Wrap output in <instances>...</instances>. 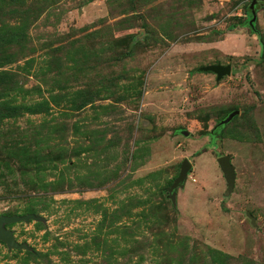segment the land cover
I'll list each match as a JSON object with an SVG mask.
<instances>
[{
	"label": "rangeland",
	"instance_id": "374dc122",
	"mask_svg": "<svg viewBox=\"0 0 264 264\" xmlns=\"http://www.w3.org/2000/svg\"><path fill=\"white\" fill-rule=\"evenodd\" d=\"M250 3L0 0V106L46 105L0 120V216L40 217L5 226L25 248L0 242V264H264V0ZM215 64L230 75L198 71Z\"/></svg>",
	"mask_w": 264,
	"mask_h": 264
},
{
	"label": "water",
	"instance_id": "95a60500",
	"mask_svg": "<svg viewBox=\"0 0 264 264\" xmlns=\"http://www.w3.org/2000/svg\"><path fill=\"white\" fill-rule=\"evenodd\" d=\"M255 0H251L249 8L253 7V3ZM200 72L204 73H212L215 76V81L220 80L223 77L230 75V66L229 65H205L198 69ZM237 111L233 110L229 112L224 118L220 119L215 128H219L225 124H227L234 116L237 115ZM183 135H187V133L183 132ZM216 163L223 174L224 180L227 184V190H231L234 185V168L230 163L229 156H221L216 159ZM190 169V164L186 159H183L179 165V171L176 178L168 187V194L171 196L175 188L179 185H182L186 179V175ZM40 220L39 216H35L33 214H26L22 216H0V242H2L6 248L9 249H23L25 248L24 245L17 243L14 240V237L10 230L6 229L5 226L24 222L27 223L28 221H38Z\"/></svg>",
	"mask_w": 264,
	"mask_h": 264
},
{
	"label": "trees",
	"instance_id": "16d2710c",
	"mask_svg": "<svg viewBox=\"0 0 264 264\" xmlns=\"http://www.w3.org/2000/svg\"><path fill=\"white\" fill-rule=\"evenodd\" d=\"M22 112H27L31 115L40 114L46 112L45 103L35 104L32 107H28L25 105H8L3 104L0 106V120L17 118L21 115Z\"/></svg>",
	"mask_w": 264,
	"mask_h": 264
}]
</instances>
